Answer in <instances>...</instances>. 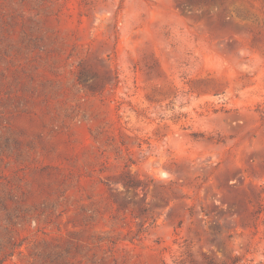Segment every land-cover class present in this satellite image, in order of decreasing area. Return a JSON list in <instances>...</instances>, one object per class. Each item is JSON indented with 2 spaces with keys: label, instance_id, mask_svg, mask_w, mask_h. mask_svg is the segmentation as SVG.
<instances>
[{
  "label": "rangeland",
  "instance_id": "rangeland-1",
  "mask_svg": "<svg viewBox=\"0 0 264 264\" xmlns=\"http://www.w3.org/2000/svg\"><path fill=\"white\" fill-rule=\"evenodd\" d=\"M0 264H264V0H0Z\"/></svg>",
  "mask_w": 264,
  "mask_h": 264
}]
</instances>
